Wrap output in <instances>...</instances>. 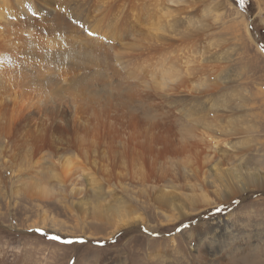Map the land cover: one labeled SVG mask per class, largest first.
Segmentation results:
<instances>
[{
	"label": "rangeland",
	"instance_id": "obj_1",
	"mask_svg": "<svg viewBox=\"0 0 264 264\" xmlns=\"http://www.w3.org/2000/svg\"><path fill=\"white\" fill-rule=\"evenodd\" d=\"M239 1L0 0V264H216L200 239L210 240V225L223 220L233 226L232 238L217 242L218 262L264 263V189L223 202L215 189L196 186L182 192L193 197L182 216L138 195L146 186L172 191L182 184L152 177L141 185L142 172L156 163L137 159L160 155L162 128L215 83V101L233 108L236 138L253 150L247 166L264 177V0ZM146 115L160 128L142 121ZM68 159L74 171L63 185L51 170L63 172ZM37 165L46 172L37 173ZM28 183L50 193L34 196ZM115 199L131 203L121 213L140 221L114 227V218L83 212L99 204L118 209ZM250 227L259 235L242 239Z\"/></svg>",
	"mask_w": 264,
	"mask_h": 264
},
{
	"label": "bare ground",
	"instance_id": "obj_2",
	"mask_svg": "<svg viewBox=\"0 0 264 264\" xmlns=\"http://www.w3.org/2000/svg\"><path fill=\"white\" fill-rule=\"evenodd\" d=\"M221 78L223 79L224 77H221ZM230 78H231L230 76H227L228 80ZM184 79H186V78H184ZM192 81L194 82V80H192ZM231 81L232 80L230 79L229 82H231ZM188 82H189V80H188ZM225 83H227V82H225ZM185 84H189V83L186 82ZM184 87H186V86H184ZM198 93H200V92H198ZM224 93H225V91H224ZM194 95H195V93H194ZM196 95H198V94H196ZM219 95H221V91H220V88L218 86L216 87V83H215V84H213V86L205 88L203 90V92L201 94H199L197 97L191 98L190 103H192V102L196 103V105L194 104V107L192 106V108L194 110L191 109V111H189V112L187 111L188 113H185V111H184L185 107L186 106L190 107L189 105H186L184 107V109L182 110V112H184V114H183L184 116L182 118L178 119L176 121V123L174 121L172 123H169L168 127L165 125L166 126L165 129L162 128L164 130V133L166 134V137H164L165 135L160 136L159 139L162 140L166 144L164 146V149H162V152L158 153L160 155H156V157H155V156H152V154H150L151 157H147V154H145V153L142 156L140 154H137V155L141 156L140 159H137V162L142 161L143 163H150V164L156 163V165L154 164L155 166L152 168L151 172L150 171H149V173L147 171L142 172L143 175H145V176L142 177V179H141L142 180L141 185L144 184V186H145V182H146L145 180L149 181V179L152 177H154L156 179V181L163 182V183L169 182L171 179H174V177H176V181L180 182L182 184L178 185V186H173L172 191L171 190H169V191L165 190L166 192L163 190H160L159 189L160 187L157 188V187H151V186L147 187L146 186L143 191H139L138 195L142 196L143 194H145L148 197L153 198L152 200L154 203H156L160 206H164L167 209H171L172 211L177 212L178 214H181L179 216H182V212L185 211V208L187 209L188 206H189V208L193 206L190 202L189 203L187 202V201H192L193 197L192 198H189V197L183 198L182 192L187 191V190L188 191L195 190L194 188H196V186L204 187L206 185L211 189H215L214 190L215 193L218 196H220V198L222 199L223 202H227L230 200L232 201V199L235 196H237L238 194H242V192H245L248 190L264 189V185L262 184V181H263L262 179H264V177H262V172L260 171V169L251 168L252 166L251 167L247 166V164L249 163V160H248L249 152L253 151L252 148L249 146L250 143L243 142V140L241 141V140H238V138H236L240 132H239L238 128L235 130V128L232 126V123H231V122L235 123L234 122V119H235L234 118L235 117L234 112L235 111L233 110V108L230 109L229 106L225 107L224 103L221 104L218 100L215 101L214 98L216 96H219ZM134 99H135V95L133 98H132V95L128 96V101H129L130 105H131V103L134 102ZM177 103L179 104V102H175V104H176L175 107L178 106ZM180 103H181V101H180ZM185 104H188V103H185ZM134 108H132V109H134ZM140 108H143V107H140ZM137 110L138 109H136V111ZM130 111H132V110H130ZM176 115H178V114H176ZM181 115H179V116H181ZM239 117H240L239 120L242 121L241 116H239ZM185 118H187V121ZM143 119L150 122L149 125H151L152 130L160 128L159 122H158V124L155 122L153 123L152 118L150 119L149 116L146 115L145 118H142V121H143ZM147 121H145V123ZM186 122L188 123V125H186ZM226 122H228L227 125H226ZM191 126L196 131H197V129H199L200 133H199V131H197V134L198 133L199 134L198 135L194 134L196 132H194V129H190ZM139 127L142 128L141 126H139ZM136 128H137V126H136ZM246 131H248V129L243 131L242 133L246 134ZM256 131L259 132L258 129ZM151 132H153V131H151ZM249 132H252V131L249 130L248 133ZM260 132L264 133V131H260ZM141 135H143V134H141ZM132 138H134V137H132ZM244 139H246V138H244ZM136 142H137V139H136ZM130 143H132V141ZM221 144H225L227 147L231 148V150H234V152L228 153L227 150H225L226 148L221 146ZM146 145L154 147V145L151 143H148ZM136 147H139V146L137 145ZM258 147H259V144L253 146V148H255V149L256 148L258 149ZM142 148H143V146H142ZM195 148H199V149L203 150L204 152L203 151L195 152L194 151ZM129 149H131V148H129ZM138 150H140V149H138ZM154 150H156V148ZM208 150H215V153L209 152ZM255 151H257V150H255ZM223 152H227V153L224 154ZM153 153H154V151H153ZM189 153L191 154V156H189ZM159 156L161 157L160 160L158 159ZM218 156L219 157L221 156V158H222L220 163H225L227 165H230L231 163L234 164L235 162H237V163L230 169H222L221 168L222 164L221 165H220V163L215 164V161H216L215 159L219 158ZM237 156H240V157H237ZM138 157L139 156H137L136 158H138ZM148 158H151V159H148ZM168 158L169 159L171 158L170 159V166L169 167L166 166L163 168L161 167V169L160 168L158 169V164L160 163V161L162 159L167 160ZM190 158H192V159H190ZM188 159H190L192 161H189ZM134 160H136V159H134ZM182 161H184V163H182ZM186 162L194 164L193 168H190V166H188V164ZM65 164H67V165L63 166L64 167L63 172L60 171L58 168L51 170L52 178L54 180H57L59 183H61L63 185L66 182H70V178L68 177V175L74 171V168H73L74 166L71 164L70 159H68ZM37 167H39V168H37ZM36 168H35L36 172L42 173V174H43V172H46L45 170H47V168H45L44 166H41V165L40 166L37 165ZM39 176H42V175H39ZM191 179L193 181H195V184L192 186L189 185ZM133 184H135V182ZM171 184H173V183H170V185ZM72 185L75 186L74 184H72ZM155 186H156V184H155ZM24 187H25V190H28V192L31 193V192H33L32 190H37L38 189L37 187H39V186L37 183L36 184H34V183L29 184L28 183V184L24 185ZM41 187H43V186L41 185ZM190 187H191V189H190ZM73 191H74V189H72L71 192H73ZM198 191H200V190H198ZM214 191H212V192L214 193ZM49 193H50V189H47L44 187V188H40L39 190H37V192L35 193L36 195H34V196L46 197ZM81 194H82V192L80 194H77V195H81ZM75 195H76V193H75ZM202 198H203V196H202ZM118 199L114 200V202L118 203V205H117L118 209L111 207V205H110L111 208L110 207L104 208L103 206H100V204H99L97 207H94V205H92V207H90L89 209L87 207V210H86V208H83V212L91 214L95 219H98L99 221L105 220L107 223H110L112 221L111 219L114 218L116 220L115 222L112 223L114 227L116 225H119L120 227H127V226L135 225L136 223H138L141 219L140 217L136 216V217L127 218L126 213H121V211L123 209L128 210L129 208H132V204L131 203L127 204L125 201H122V200L120 201ZM145 199H147V198H145ZM96 200L98 201V199L95 198L94 202L98 203V202H96ZM129 202H131V201L129 200ZM186 202H187V204H186ZM142 203H146V201H143ZM194 203H195V201H194ZM82 204H83V202H82ZM205 204H206V206H209L212 203H210V201H208V200H205ZM107 205H108V203H107ZM112 205H113V203H112ZM195 205H197V204H195ZM135 209L136 208H134L133 210H135ZM160 210H161V208H160ZM171 217H173V216H171ZM174 217H175V215H174ZM262 219L264 220V218H262ZM263 223H264V221H263ZM258 226H261V225H258ZM257 228L258 227H255V228L250 227V230L249 229L248 230L252 234L248 233L247 235H244V236L242 235V239H248L254 233L258 236L259 235V228L258 229ZM210 229L212 231L211 232L212 234L209 238L210 240H207V241H210L211 243L207 242L205 238L200 239L201 240L200 242H204L203 243L204 245H209V248H211V251H210L211 261L215 262L216 264H220L217 260V258H218L217 254H218V256L222 255L220 253V251H221V246H223V245L218 246V244L220 243L219 239L220 240L221 239L226 240L227 238H230V237L232 238L233 226L229 227L228 224L226 222H224V220H223L220 222L212 223L210 225ZM244 229H245V227L243 226L241 230L237 229L236 231L239 234L240 231L242 232V231H244ZM238 238L240 239L241 236H237L236 241ZM227 241H228V239H227ZM217 242H218V244H217ZM172 254H173V252H172Z\"/></svg>",
	"mask_w": 264,
	"mask_h": 264
},
{
	"label": "snow or ice",
	"instance_id": "obj_3",
	"mask_svg": "<svg viewBox=\"0 0 264 264\" xmlns=\"http://www.w3.org/2000/svg\"><path fill=\"white\" fill-rule=\"evenodd\" d=\"M240 2L243 3V0H240ZM38 231H39V229H38ZM52 239H57L58 240L59 237H52Z\"/></svg>",
	"mask_w": 264,
	"mask_h": 264
},
{
	"label": "water",
	"instance_id": "obj_4",
	"mask_svg": "<svg viewBox=\"0 0 264 264\" xmlns=\"http://www.w3.org/2000/svg\"><path fill=\"white\" fill-rule=\"evenodd\" d=\"M239 1V0H238ZM240 2V1H239ZM241 5V2L239 3Z\"/></svg>",
	"mask_w": 264,
	"mask_h": 264
},
{
	"label": "trees",
	"instance_id": "obj_5",
	"mask_svg": "<svg viewBox=\"0 0 264 264\" xmlns=\"http://www.w3.org/2000/svg\"><path fill=\"white\" fill-rule=\"evenodd\" d=\"M264 33V32H263Z\"/></svg>",
	"mask_w": 264,
	"mask_h": 264
}]
</instances>
